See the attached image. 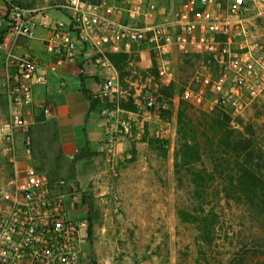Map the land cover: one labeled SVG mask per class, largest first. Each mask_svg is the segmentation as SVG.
Listing matches in <instances>:
<instances>
[{
	"label": "rangeland",
	"instance_id": "obj_1",
	"mask_svg": "<svg viewBox=\"0 0 264 264\" xmlns=\"http://www.w3.org/2000/svg\"><path fill=\"white\" fill-rule=\"evenodd\" d=\"M18 2L36 8L46 3L52 6L55 1ZM250 5L244 16L246 45L264 64V0L250 1ZM5 51L0 49V75ZM162 59L170 62V82L159 76ZM199 61L193 54L174 49L160 57L135 53L111 61L119 78L117 104L129 108L124 118L130 124L126 145L115 161L107 160L105 153L87 152L80 156L81 163H71L49 151L43 131L37 135L31 164L52 180H64L80 194L88 223L83 250L90 264H230L244 254L254 262L264 261L257 247L260 225L255 213L223 198L224 179L235 167L226 156V145L220 142L227 132L235 138H250L264 172V90L255 99L244 97L237 111L211 108L210 95L203 106L196 107L182 93ZM148 97L156 102L151 109L145 106ZM112 101L116 103L108 101L110 105ZM5 107V88L0 84V123ZM182 111L188 120L187 134L195 137L191 148L197 146L200 155L196 159L193 150L188 153L192 162L188 168H182L179 152L178 115ZM217 120L223 122L222 127L216 125ZM11 161L9 156L0 157V179L12 173ZM196 190L201 193L199 199ZM211 213L217 216L215 231H211Z\"/></svg>",
	"mask_w": 264,
	"mask_h": 264
},
{
	"label": "built area",
	"instance_id": "obj_2",
	"mask_svg": "<svg viewBox=\"0 0 264 264\" xmlns=\"http://www.w3.org/2000/svg\"><path fill=\"white\" fill-rule=\"evenodd\" d=\"M177 1L170 16L160 13L157 0L55 1L56 9L68 13V22L47 24L43 15L31 20L35 12L15 0H1L0 26L8 43L34 40L38 28L49 33L42 40L44 56L7 51L3 60L6 116L0 123V157L11 158L12 173L0 179V264H90L83 250L88 223L79 192L30 164L32 125L47 114L46 105L33 100L34 88L46 85L56 68L75 65L83 49L89 65L106 71L99 92L116 100L115 106L119 78L109 55L140 50L160 57L174 49L199 58L182 93L196 107L210 95L211 108L237 111L244 97L255 99L263 92L264 64L246 45L244 25L254 0ZM169 63L162 59L158 68L167 82L173 79ZM155 104L153 97L145 99L146 108ZM118 113L117 108L101 111L114 122L111 140L130 129Z\"/></svg>",
	"mask_w": 264,
	"mask_h": 264
},
{
	"label": "crops",
	"instance_id": "obj_3",
	"mask_svg": "<svg viewBox=\"0 0 264 264\" xmlns=\"http://www.w3.org/2000/svg\"><path fill=\"white\" fill-rule=\"evenodd\" d=\"M15 1L18 2L19 0ZM176 2L178 1L157 0L160 13L164 12L170 16ZM27 9L35 12L31 16V20H37L39 15H43L47 24L56 20L67 23L69 19L67 12L58 10L53 5L50 6L49 3L36 8L27 7ZM159 18L162 20L165 15ZM121 20L124 19L121 18ZM48 33L47 29L38 28L36 39L25 40L19 38L15 44H10L5 39L4 27L0 26L2 41L0 49L6 50L5 52L12 51L16 54L32 51L44 56L45 49L42 40L48 36ZM86 51L84 49L81 51L82 56L75 65L56 68V71L49 75L46 85L34 88L33 100L43 102L47 107V114L43 116L42 120L38 121L34 128H31L32 156L33 143L36 141L37 144V135L41 131L45 133V137L49 140V151L55 152L56 158L71 163L73 161L81 163L80 156L87 152L95 153V155L105 153L107 160L115 161L126 145L124 133L115 134L113 140L109 138V130L114 128V122L102 116L101 111L117 108L118 115L123 118L129 112L119 105L115 106L114 103L110 105L104 95L99 92L106 71L89 65L86 59L84 60ZM136 53L139 56L149 54L147 50H140ZM0 84H2V79H0ZM19 152L21 153L20 150H18ZM74 167L76 169L77 165Z\"/></svg>",
	"mask_w": 264,
	"mask_h": 264
},
{
	"label": "trees",
	"instance_id": "obj_4",
	"mask_svg": "<svg viewBox=\"0 0 264 264\" xmlns=\"http://www.w3.org/2000/svg\"><path fill=\"white\" fill-rule=\"evenodd\" d=\"M112 56H114L112 58ZM127 55L119 54V55H109L110 60L115 61L117 59L126 58ZM125 110H129V108L125 106H121ZM134 110V108H130V111ZM43 116L38 118L37 122L42 120ZM187 116L182 111L178 115V135L180 142V150L181 159H182V168H188L192 163L191 160H188V153L193 150L196 153V159L200 158L199 152L196 149L197 146L191 148L190 145L195 143V137L190 138L187 134L186 124H187ZM222 127L223 122H218L217 124ZM222 130V128H221ZM220 142L225 144L228 152H226V156L228 157L229 162L233 164L235 167L231 174H228L224 179V189L222 191L223 198L227 201H232L235 204L242 205L246 207L249 211H253L255 213V219L258 220L259 228H258V240L260 241L258 244V248L260 253L264 256V172L259 169L258 161L262 160L258 154V151L253 145V141L250 138H246L241 136L240 138H235L232 136V133L227 132V136H220ZM227 161V160H226ZM197 181H193V184L197 186ZM201 194V193H200ZM199 192H195L196 197H200ZM208 196V194H205ZM185 214L180 212L181 219L185 220ZM212 218L214 219L211 225V231H215V219L216 214L211 213ZM197 223V220L195 221ZM201 229L198 228V233L201 235ZM203 233V232H202ZM204 240H202L203 242ZM262 242V244H261ZM208 243V242H206ZM262 251V252H261ZM243 255V254H242ZM238 255L236 254V257ZM230 264H264V261L256 262L254 260H249L246 258L245 254L240 257V260L237 262V259L230 260Z\"/></svg>",
	"mask_w": 264,
	"mask_h": 264
}]
</instances>
